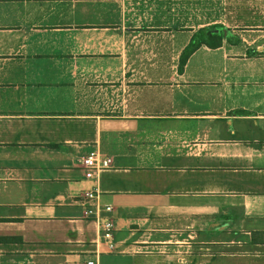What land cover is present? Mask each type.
<instances>
[{
    "label": "crops",
    "instance_id": "0c3cea01",
    "mask_svg": "<svg viewBox=\"0 0 264 264\" xmlns=\"http://www.w3.org/2000/svg\"><path fill=\"white\" fill-rule=\"evenodd\" d=\"M87 261L264 264V0H0V264Z\"/></svg>",
    "mask_w": 264,
    "mask_h": 264
},
{
    "label": "built area",
    "instance_id": "2783aa9c",
    "mask_svg": "<svg viewBox=\"0 0 264 264\" xmlns=\"http://www.w3.org/2000/svg\"><path fill=\"white\" fill-rule=\"evenodd\" d=\"M110 163L111 159L109 157H100L95 151H89L82 160L85 176L88 178L93 177L99 170L109 167ZM83 196L87 201L84 214L87 216H93L98 221L100 237L106 241L108 248H112L113 242L111 241V230L113 228V223L109 217L100 216L95 211L97 208L110 211L111 207L109 205L100 207L97 203V194L95 192L87 191L83 193ZM85 264H96V262L87 261Z\"/></svg>",
    "mask_w": 264,
    "mask_h": 264
},
{
    "label": "trees",
    "instance_id": "16d2710c",
    "mask_svg": "<svg viewBox=\"0 0 264 264\" xmlns=\"http://www.w3.org/2000/svg\"><path fill=\"white\" fill-rule=\"evenodd\" d=\"M223 34V30L221 25L214 24L206 27H202L196 30L191 38L187 46L181 53L180 56V66L179 70H182V64L185 62L186 58L189 56L191 52H193L197 47L202 44H206L209 46H217L220 42V38Z\"/></svg>",
    "mask_w": 264,
    "mask_h": 264
}]
</instances>
